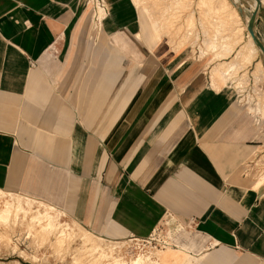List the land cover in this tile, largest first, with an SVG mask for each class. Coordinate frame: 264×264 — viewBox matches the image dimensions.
<instances>
[{"label": "crops", "instance_id": "1", "mask_svg": "<svg viewBox=\"0 0 264 264\" xmlns=\"http://www.w3.org/2000/svg\"><path fill=\"white\" fill-rule=\"evenodd\" d=\"M107 1V40L78 44L85 0H0V189L106 239L157 235L174 251L160 264H264V186L247 169L264 121L213 81L192 50L206 45L156 38L144 0ZM255 26L264 42V13Z\"/></svg>", "mask_w": 264, "mask_h": 264}, {"label": "rangeland", "instance_id": "2", "mask_svg": "<svg viewBox=\"0 0 264 264\" xmlns=\"http://www.w3.org/2000/svg\"><path fill=\"white\" fill-rule=\"evenodd\" d=\"M144 1L146 4L143 6L146 7L148 15L147 24L154 30L156 38L166 39L176 48L189 44L206 45V48H201L202 53L199 55L195 51L196 48L192 50L198 58L210 59L212 64L209 70L211 76L212 73L215 75L213 81L220 80L221 85L227 84L234 91L238 104L256 120L258 119L259 123L261 120L264 121V112L260 114L258 111L261 96L264 97V71L259 79L255 78V69L259 61L264 70L262 53L260 52L252 63L244 62L238 69L223 76L229 64L240 61L238 57L240 48L252 38L250 34L248 37L244 34V28L246 29L250 18L249 12L241 13L237 8L240 4L234 5L229 0L223 9L221 6L225 0H208L206 7L201 4V0H181L180 4H174L177 0ZM105 3L106 9L101 5L104 8L101 14L99 6L91 0H85L90 12L89 23L86 35L78 38V44H82L84 40L90 44H100L107 40L103 29L109 16L110 5L107 0ZM209 7L212 11L207 10ZM154 23H159L157 29ZM147 24L143 20V29L148 27ZM202 32L204 36L201 35ZM228 34H236L237 38L236 36L228 38ZM137 36L140 40L135 36H131L130 39L135 41V45L144 46L146 37L140 34ZM213 41L217 45L216 49L211 46ZM238 45L240 47L235 53ZM213 50L216 52L213 53ZM222 50L224 52L221 53ZM252 167L257 175L258 185L264 186V147L252 157ZM6 200H12L15 206L9 222H0V264H79L77 262L79 255H97L100 251H105L107 257L99 256L97 264L115 262L117 258H121L125 263L143 259V264H160L157 255L159 256L162 250L164 253L174 252L162 248L159 244L160 237L157 235L151 244L135 243L128 239H106L91 232L65 212L35 197H25L2 190L0 205L3 206ZM17 207L21 208L18 213L15 209ZM39 211H48L53 215V226L49 227L46 222L31 218ZM88 236L89 243L86 241Z\"/></svg>", "mask_w": 264, "mask_h": 264}, {"label": "bare ground", "instance_id": "3", "mask_svg": "<svg viewBox=\"0 0 264 264\" xmlns=\"http://www.w3.org/2000/svg\"><path fill=\"white\" fill-rule=\"evenodd\" d=\"M207 1L208 0H201L200 2H201V4L202 5H204L205 7L206 6H208V4H207ZM213 1V0H212ZM236 2H238L239 4H240V6H241V3L239 2V1H237L236 0ZM225 3L226 4H228V0H225L224 1V4H222V6H221V9H223V8H225ZM250 5H249V8H250V10L249 11H251V10H253L254 9V7H255V3L254 2H250L249 3ZM246 6V5H245ZM204 7V8H205ZM206 9V8H205ZM237 9V8H236ZM103 10H104V8L100 5L99 6V12L102 14V12H103ZM207 10H210V11H212L211 9H210V7L209 8H207ZM206 10V11H207ZM225 13V12H224ZM102 16V15H101ZM238 16V15H237ZM234 18V17H233ZM243 21V20H242ZM256 27V26H255ZM155 29H157L156 28V26H155ZM221 33V32H220ZM229 35V34H228ZM233 36H236V38H237V35L236 34H234V35H229V37L228 38H231V37H233ZM214 43H212V48H214V49H216L217 48V45H216V43H215V41H213ZM260 53V50H259V48L256 46V44H255V42H254V40H253V38H251L248 42H247V44H245V45H243L241 48H240V50H239V52H238V57L240 58V61H238V62H236V63H231V64H229V66H227L226 68H225V71L223 72V74H229V73H231L233 70H235V69H238V67H240V66H242L243 65V63L244 62H247L248 64H250V63H252L253 62V60L256 58V56L258 55ZM241 61H242V63H241ZM263 67H262V65H261V62L259 61L258 63H257V66H256V69H255V78H257V79H259L260 77H261V74H263ZM258 111H259V113L260 114H262L263 112H264V97H262L261 96V99H260V101H259V107H258ZM262 112V113H261ZM1 192H2V189H0V194H1ZM15 205H14V203H13V201L12 200H6V202H5V204L3 205V206H1L0 205V222H4V223H8L9 222V220H10V218H11V213L13 212V207H14ZM48 206V205H47ZM16 209V211H17V213H18V210H20L19 209V207H17V208H15ZM25 217V216H24ZM31 218L33 219V220H39L40 222H46V224L47 225H49V227H51V226H53V223H54V217H53V215L50 213V212H48V211H46V212H43V211H39L37 214H35V215H32L31 216ZM46 226V225H45ZM80 232V231H79ZM76 234V233H75ZM68 236V235H67ZM69 239V238H68ZM87 240V243H89V240H90V237L88 236L87 238H86ZM63 242V241H62ZM119 242V241H118ZM65 243V241L63 242V244ZM97 247V246H96ZM94 248H95V246H94ZM97 250V249H96ZM90 253H92V252H90ZM82 254V253H81ZM84 255V254H83ZM104 257V258H106L107 257V254L105 253V251H100L99 252V254H97V255H95V254H90V255H88V256H81V255H79V257L77 258V262L79 263V264H84L85 262H88V263H90V264H97V262L99 261V258L100 257ZM144 263V261H143V259H137L136 261H134V262H132V263H130V262H124L121 258H117L116 260H115V262H107L106 264H143Z\"/></svg>", "mask_w": 264, "mask_h": 264}, {"label": "water", "instance_id": "4", "mask_svg": "<svg viewBox=\"0 0 264 264\" xmlns=\"http://www.w3.org/2000/svg\"><path fill=\"white\" fill-rule=\"evenodd\" d=\"M235 5H237L238 2L236 0H232ZM241 3V5L245 6L248 5L250 2L255 3V7L252 10V14L249 18L247 29L249 34L252 36L256 46L259 48L260 52L264 56V42L260 38V36L257 34L255 29V23L258 19V17L264 13V3L263 0H237ZM250 5V4H249ZM238 10L242 13L243 8L242 6H237Z\"/></svg>", "mask_w": 264, "mask_h": 264}, {"label": "built area", "instance_id": "5", "mask_svg": "<svg viewBox=\"0 0 264 264\" xmlns=\"http://www.w3.org/2000/svg\"><path fill=\"white\" fill-rule=\"evenodd\" d=\"M91 1H92L95 5H97V6L102 5V6L106 9V7H105V5H106L105 0H91ZM247 169L251 171L252 166L250 167V166L248 165V166H247ZM155 237H156V235L150 236L149 238H139V237H137V236H135V235L132 234V235H130V237L128 238V241L135 242V243H141V244H146V243H147V244H151L152 241L155 239ZM168 243H169V242H168L167 240H164V239H162V238H160V240H159V244L162 246V248L168 246V245H169Z\"/></svg>", "mask_w": 264, "mask_h": 264}]
</instances>
